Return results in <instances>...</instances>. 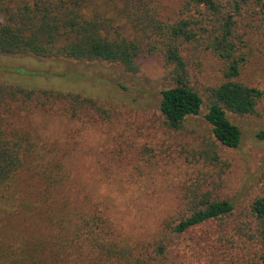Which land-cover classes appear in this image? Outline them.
Returning <instances> with one entry per match:
<instances>
[{
    "label": "trees",
    "instance_id": "1",
    "mask_svg": "<svg viewBox=\"0 0 264 264\" xmlns=\"http://www.w3.org/2000/svg\"><path fill=\"white\" fill-rule=\"evenodd\" d=\"M162 2L0 0V53L116 63L128 73L139 72L142 53L159 54L173 82L161 90L163 125L188 129L206 104L211 126V137L195 150L204 164H190L193 176L183 183L178 208L159 221L155 235L133 240L107 215L60 194L68 169L17 122L25 109L55 104L73 118L86 111L108 118L109 109L78 92L0 81V264H187L173 260L187 233L215 222L221 244L212 241L214 248H224L232 263L264 264V192L235 214V202L221 193L229 164L219 149L241 140L227 113H256L263 98L260 87L239 76L257 53L264 55V0H183L174 19L162 16ZM204 50L219 59L223 75L205 88V99L189 80ZM144 152L152 156L151 148Z\"/></svg>",
    "mask_w": 264,
    "mask_h": 264
},
{
    "label": "rangeland",
    "instance_id": "2",
    "mask_svg": "<svg viewBox=\"0 0 264 264\" xmlns=\"http://www.w3.org/2000/svg\"><path fill=\"white\" fill-rule=\"evenodd\" d=\"M182 1L163 0L162 16L177 17ZM139 59V72L128 73L116 63L0 53V81L78 92L109 109L108 118L87 111L73 118L67 107L55 104L48 110L25 109L17 122L40 136L42 145L68 169L60 194L81 209L107 215L133 240L155 235L159 221L178 208L183 183L193 176L190 164H204L197 161L195 150L203 137H211L206 104L189 118L188 129L163 125L161 90L173 82L161 55L144 52ZM222 79L221 63L208 50L190 65V84L204 99L205 88ZM239 79L264 91V55L257 53ZM227 115L240 128L241 140L236 147H219L229 164L221 193L235 202V214H240L264 192V94L256 113ZM146 147L152 156L147 157ZM219 233L217 222L191 230L174 263L237 264L224 248L212 246V241L221 244L214 239Z\"/></svg>",
    "mask_w": 264,
    "mask_h": 264
}]
</instances>
